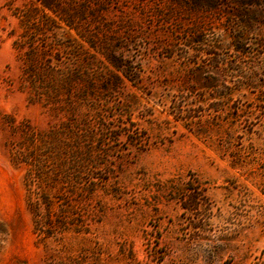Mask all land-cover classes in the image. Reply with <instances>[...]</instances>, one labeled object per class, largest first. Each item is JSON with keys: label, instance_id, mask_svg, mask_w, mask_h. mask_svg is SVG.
<instances>
[{"label": "rangeland", "instance_id": "obj_1", "mask_svg": "<svg viewBox=\"0 0 264 264\" xmlns=\"http://www.w3.org/2000/svg\"><path fill=\"white\" fill-rule=\"evenodd\" d=\"M235 29L264 66V0H0V264H264V78L225 70ZM30 69L96 82L70 118Z\"/></svg>", "mask_w": 264, "mask_h": 264}, {"label": "trees", "instance_id": "obj_2", "mask_svg": "<svg viewBox=\"0 0 264 264\" xmlns=\"http://www.w3.org/2000/svg\"><path fill=\"white\" fill-rule=\"evenodd\" d=\"M239 2L241 3L242 7H249V6H255L257 8V10H259L260 8V3L261 0H239ZM258 17H262V15L260 14ZM261 24V22H259L257 20V18L253 17V20H248L243 22L242 27L239 28L241 31H255L257 27H259ZM238 30H233L235 32L239 31ZM243 36V33L237 32L236 37H234V42L233 44H231V48L233 50V52L235 54L238 55V58H240V60L242 58H247L249 57L248 60H246L247 62L244 65H241L240 62H236V63H227V64H223L222 60H218L215 62V66L217 67V65H224L225 70H232V71H236L239 72L241 75L243 74V77L245 75V77H247L246 79H250L255 77V70L259 71L262 78H264V66L261 64L259 66H256V59L254 57L253 54L252 56H248V53L246 52L247 50V43L246 40H244L243 38H241ZM257 53L258 54H262L264 56V38L262 40H260L257 43ZM239 61V60H238ZM49 66L47 65V68ZM44 68V69H47ZM44 72H46L47 74H44ZM28 79L29 81L32 83V86H34L35 89H37V82L38 83H42V85H45V83H48L50 79L53 80V87L52 88H47L45 87L42 90H34V96H36V98L38 99H42L46 104L48 105H52V107H56L57 112L60 113V111H64L66 114L69 115V117L71 118L72 116L75 117L76 112L78 110L79 104H81V101L83 100L84 97H88L89 96V89H93V85L96 82V79L89 73H87L86 75H82L80 73H78L77 75L74 74V72H69V73H59L54 76L53 74H50L47 72V70L43 71L42 73L40 72H34L31 69L28 70ZM106 79V78H105ZM83 81V83L86 84V88L88 91L83 92L80 96H74L69 93L68 87L71 85V83L73 81ZM107 80H105L106 82ZM63 91L66 92L67 94V99L62 102L61 100V96ZM85 94V95H84ZM229 95V94H227ZM258 111L260 112V114H262L264 116V105L263 106H259ZM74 120L72 119V122ZM62 128L58 131H54L52 132L54 135H67L70 137V139H73L74 142L79 143L81 140H84V134H74V129L71 128L72 124H71V120L68 119V121H66L64 124H62ZM76 133V132H75ZM69 145H64L63 146V150H65V153L68 151L69 149ZM81 154V153H80ZM30 158V156H28ZM27 159V158H26ZM31 159V158H30ZM79 160V158H78ZM30 162H32L30 160ZM78 163V162H77ZM31 164V163H30ZM43 164H44V158L43 155L40 158V160L36 161V168H37V172H38V180L39 181H43ZM33 179L32 177L29 175L26 176V183L28 184V186L31 185Z\"/></svg>", "mask_w": 264, "mask_h": 264}]
</instances>
